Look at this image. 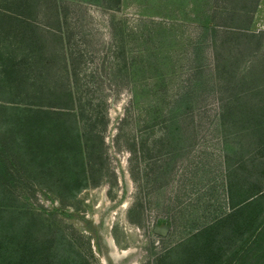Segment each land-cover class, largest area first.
I'll list each match as a JSON object with an SVG mask.
<instances>
[{"label":"rangeland","instance_id":"rangeland-1","mask_svg":"<svg viewBox=\"0 0 264 264\" xmlns=\"http://www.w3.org/2000/svg\"><path fill=\"white\" fill-rule=\"evenodd\" d=\"M255 3L0 0V99L44 101L27 83L72 87L94 162L68 188L16 175L0 154L12 201L31 212L25 264H58L50 240L83 264H264V223L253 229L264 29L246 30Z\"/></svg>","mask_w":264,"mask_h":264},{"label":"trees","instance_id":"trees-1","mask_svg":"<svg viewBox=\"0 0 264 264\" xmlns=\"http://www.w3.org/2000/svg\"><path fill=\"white\" fill-rule=\"evenodd\" d=\"M254 9L255 6L249 12V22ZM25 21L37 28L34 22ZM246 30L253 31L248 26ZM34 62L40 63L41 59H34ZM27 84L31 86L29 91L32 90L33 96H38V90L45 99L39 102L34 97L22 103L0 99V154L6 157L9 162L7 165L12 163L16 175L24 172L32 176L48 174L61 185H68V188L85 184L94 162L79 137L78 113L82 114L83 109L80 105L79 109L75 106L72 87L66 86L59 90L49 85L43 89L39 84ZM25 88L28 89V86ZM93 135H97L96 130ZM101 143L105 144L103 138ZM57 162L59 166L54 167ZM6 172L0 170V218H4L0 221V264H25V246L34 237V229L27 232L29 227L24 225L29 223L23 221L31 212L12 201L16 195L12 183L8 181L11 176L7 177ZM253 195L255 198L264 196V188L258 189ZM263 214L264 208L261 209L260 221L254 226V231L264 223ZM50 244L54 248L48 250V255L53 256L58 264L85 262L81 254H78L79 258L73 257L63 244L57 242L55 245L52 240Z\"/></svg>","mask_w":264,"mask_h":264},{"label":"crops","instance_id":"crops-1","mask_svg":"<svg viewBox=\"0 0 264 264\" xmlns=\"http://www.w3.org/2000/svg\"><path fill=\"white\" fill-rule=\"evenodd\" d=\"M262 0H258L257 4L255 5V9L252 12L251 20L249 22L248 28L249 30H256V29H264V19L259 20V10L263 7H261Z\"/></svg>","mask_w":264,"mask_h":264},{"label":"bare ground","instance_id":"bare-ground-1","mask_svg":"<svg viewBox=\"0 0 264 264\" xmlns=\"http://www.w3.org/2000/svg\"><path fill=\"white\" fill-rule=\"evenodd\" d=\"M112 248V247H111Z\"/></svg>","mask_w":264,"mask_h":264}]
</instances>
